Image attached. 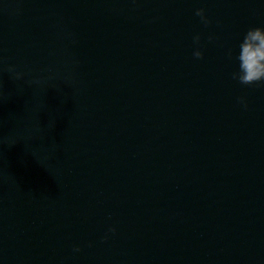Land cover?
Listing matches in <instances>:
<instances>
[{
  "label": "water",
  "instance_id": "obj_1",
  "mask_svg": "<svg viewBox=\"0 0 264 264\" xmlns=\"http://www.w3.org/2000/svg\"><path fill=\"white\" fill-rule=\"evenodd\" d=\"M251 27L264 0H0V264H264Z\"/></svg>",
  "mask_w": 264,
  "mask_h": 264
},
{
  "label": "clouds",
  "instance_id": "obj_2",
  "mask_svg": "<svg viewBox=\"0 0 264 264\" xmlns=\"http://www.w3.org/2000/svg\"><path fill=\"white\" fill-rule=\"evenodd\" d=\"M195 15L200 18V22L207 27L211 20L205 15L203 8H197ZM201 36L196 34L193 36V43L199 45ZM211 41L213 36H209ZM193 56L196 59H202L203 53L197 47L193 51ZM229 59L232 58V50L228 51ZM239 62L238 71L232 73V79L238 81L239 84L245 86L264 87V28L251 27L243 36L239 44V52L235 57ZM7 72L10 74V78L14 81L22 79L23 74L17 72L13 66L7 68ZM237 102L241 104L245 109L247 108V102L244 97H238ZM116 232L115 227H109L107 233L101 238L102 241L108 239V233L114 234ZM73 251L79 252V247H74Z\"/></svg>",
  "mask_w": 264,
  "mask_h": 264
}]
</instances>
